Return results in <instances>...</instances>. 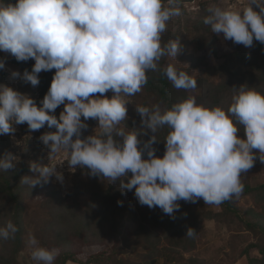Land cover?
Masks as SVG:
<instances>
[{
  "label": "clouds",
  "instance_id": "1",
  "mask_svg": "<svg viewBox=\"0 0 264 264\" xmlns=\"http://www.w3.org/2000/svg\"><path fill=\"white\" fill-rule=\"evenodd\" d=\"M166 2L0 0V52L18 62L34 60L31 71H12L11 77L36 87L39 73L56 70L39 107L28 95L0 84V135L14 134V124L26 123L31 131L54 128L38 139L52 154L63 151L70 168L86 167L91 176L119 181L122 194L135 189L140 205L159 207L175 219L180 200L195 203L202 198L205 204L220 205L238 197L244 187L241 174L253 167L257 153L264 163V93L247 85L234 88L227 110L198 104L194 96L163 111L159 104L137 106L141 128L118 127L128 119V98L147 83L146 73L157 70L162 57L175 58L182 50L179 37L161 44L167 22L181 15L174 6L177 0ZM206 11L203 23L212 33L247 48L254 39L264 44V0H246L242 8L213 3ZM5 62L0 58V70ZM164 74L177 89L197 86L172 64ZM109 91L110 98L104 95ZM60 105L64 108L57 118L52 113ZM81 118L96 120L99 132L81 139L88 127ZM164 126L170 131L159 158L152 145ZM241 126L244 139L238 136ZM147 131L153 135L141 146L138 137ZM17 162V156L5 152L0 170L13 169ZM29 171L38 174L22 177L31 187L49 183L50 177L63 183L55 166L29 162ZM18 230L8 221L0 227V239L13 238ZM195 233L189 227L185 235ZM27 243L37 264H54L59 249L40 246L33 234Z\"/></svg>",
  "mask_w": 264,
  "mask_h": 264
},
{
  "label": "trees",
  "instance_id": "2",
  "mask_svg": "<svg viewBox=\"0 0 264 264\" xmlns=\"http://www.w3.org/2000/svg\"><path fill=\"white\" fill-rule=\"evenodd\" d=\"M189 1L191 0H177L176 4ZM10 2L15 3V0ZM166 3L165 0V6ZM201 10V14L192 25L195 32L192 40L196 43V51H206L211 57L222 59L223 62L210 68L206 65L205 57H198L194 58L188 67L178 68L177 70L187 72L197 82L195 89L184 90L173 87L171 81L166 78L164 69L169 56L162 57L157 70L146 73L147 83L141 91L128 98L130 101L128 119L122 121L118 127L124 128L125 131L141 128L140 116L135 111L137 106L152 108L159 104L163 111L192 95L198 104L207 107L219 106L227 110L234 88L247 85L264 93V44L254 39L253 46L247 48L241 44L234 46L233 42L228 41L226 46L228 48L234 46V50L219 56L217 43L224 44L226 40L222 33H212L210 26L203 23L208 13L203 4ZM172 39V32L166 28L161 34L162 46ZM181 60L187 62L184 58ZM199 63L203 64L204 69L198 66ZM10 64L23 73L25 69L31 71L34 60L18 62L10 55ZM55 71L52 69L40 73L35 100L38 107L48 92ZM213 77L218 78L215 83L211 80ZM63 108L64 105L58 106L52 114L58 118ZM81 119L83 121V118ZM83 122L87 123L88 127L82 130L81 139L89 136L91 130V119ZM54 131V128L43 127L44 133ZM169 131L170 129L164 126L155 134L157 142L152 147L157 149L155 155L159 158L164 154V142ZM151 135L153 134L147 131V134L138 137L141 146ZM36 136H39L38 133ZM238 136L241 139L245 138L242 126ZM31 144L36 147L39 145L36 142ZM5 152L12 153L9 134L0 135V157ZM258 156L261 154L257 153L254 165H264ZM142 158L146 159V154ZM77 167L79 168L75 186L81 194L88 196V201L83 206L71 200V194L61 197L53 192H45L38 202L48 225L40 228L41 235H37L36 238H39L42 247L51 245L59 249L54 264L77 262L70 247V238L94 244H102L107 238L114 242L107 251L93 255L85 263L80 264H155L159 258H165L167 264H203L198 259L184 257L193 251L194 238L201 231L203 221H212L224 225L231 231L235 228L238 233L250 234L253 241L241 251L238 259L246 258L247 264H264V182H257L255 178L251 180L253 179L251 176L243 173L241 183L244 187L238 197H233L220 205L205 204L202 198H198L195 203L180 200L177 202L180 208L174 211L175 219H172L159 207L150 209L146 205H140L134 196L135 189L124 191L122 194L119 181L108 183L103 189L100 185V179L104 178L102 175L91 176L86 167ZM128 175L130 177L131 173ZM24 176H32L26 163L21 162L17 167L6 171L0 170V227L11 221L19 229L13 238L0 239V264H20L18 257L26 244L28 233L26 219L29 207L25 205V198L35 195L39 184L31 187V181L28 183L23 181ZM240 200H244L245 204L239 205ZM117 201H122V204L118 205ZM127 222L135 224L132 231L128 230ZM189 227L196 231L193 237L185 235ZM250 250H256L260 257H250Z\"/></svg>",
  "mask_w": 264,
  "mask_h": 264
},
{
  "label": "rangeland",
  "instance_id": "3",
  "mask_svg": "<svg viewBox=\"0 0 264 264\" xmlns=\"http://www.w3.org/2000/svg\"><path fill=\"white\" fill-rule=\"evenodd\" d=\"M213 3L218 4L221 7L235 6L236 8H242L246 3V0H191L183 4H175V7L180 8L181 15L172 17L167 22L166 28L172 32V40L179 37L182 50L175 58L168 57L165 65L166 67L168 64H172L177 69L186 68L191 64V61L194 60V58L198 57H205L206 65L210 68L218 66L223 62L222 59L211 57L206 51H196V43L192 40L193 37H195L192 25L196 21V17L202 12L201 5L203 4L208 8V6ZM254 10L258 11V9ZM228 41L231 40H226L224 44H221L220 42L217 43L219 56L234 50V46L238 45L234 43V46L228 48V46H226ZM191 57L193 58L190 59ZM0 58H5L6 61L5 69L0 70V84L9 86L21 94H26L35 101L37 98L36 87L31 86L30 83L23 82L19 78L11 77L12 71L19 72V70L10 64V54L0 52ZM182 58L186 59L187 62L182 61ZM202 65L203 64L199 63L198 66L201 69H204V66ZM39 76L40 73L38 74V77ZM211 80L215 83L218 78L213 77ZM104 95L110 98L112 93L109 91ZM126 107L129 110L130 101ZM13 127L16 128V131L14 134H9V139L12 154L18 157V162L15 164V167L20 165L21 162L26 163L28 167L29 162H36L43 166H55L56 170L62 173L64 178L63 183H60L56 181L55 177H50L49 183L39 184L35 195H29L25 198V205L29 207L26 219L28 233L26 235V244L18 257V261L20 264H37L36 261L31 259L32 248L28 245L27 240L29 234H33L35 237L41 235L40 228L48 225L46 224L48 221L47 218L42 215V212L38 207V202L42 199L44 193L53 192L61 197H64L66 194H71V200H74V202L78 203L80 206H83L84 203L88 201V196L81 194L80 190H77L75 186V181L77 180L76 174L79 167L76 166L74 169L70 168L67 163L68 157L63 151L52 154L50 150L39 141L38 138L44 134L43 128L37 131H31L28 129L26 123L20 125L14 124ZM97 127L98 122L91 119L90 135L99 132V129H96ZM37 133L39 136H36ZM34 142L39 143V145H37V147L33 146L31 143ZM244 174L251 176L253 178L251 180H254L255 178L257 182H264V165H253V167ZM33 175L38 174L32 173V176ZM108 183L107 178L100 179L101 188L105 189ZM244 204V200L239 201V205ZM127 227L129 231H132L135 224L133 222H127ZM69 240L71 250L75 253L77 262L67 261L66 264L85 263L91 256L107 251L114 243L113 240L109 238H107L102 244H94V242L84 243L80 239L75 238H70ZM194 241L195 247L193 251L185 254V258L192 257L198 259L203 264H247L246 258L238 259V255L253 241V237L245 232L238 233L235 228L231 231L224 225H218L212 221H203L201 222V231L195 236ZM39 245L41 246L40 243ZM45 248L52 249L56 247L49 245L45 246ZM249 255L250 257H260L256 250H250ZM155 264H167L166 259L159 258Z\"/></svg>",
  "mask_w": 264,
  "mask_h": 264
}]
</instances>
